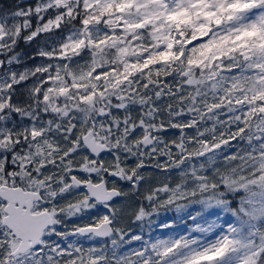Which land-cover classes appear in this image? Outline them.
Segmentation results:
<instances>
[{"label":"snow or ice","instance_id":"snow-or-ice-1","mask_svg":"<svg viewBox=\"0 0 264 264\" xmlns=\"http://www.w3.org/2000/svg\"><path fill=\"white\" fill-rule=\"evenodd\" d=\"M0 264H264V0L0 8Z\"/></svg>","mask_w":264,"mask_h":264},{"label":"trees","instance_id":"trees-1","mask_svg":"<svg viewBox=\"0 0 264 264\" xmlns=\"http://www.w3.org/2000/svg\"><path fill=\"white\" fill-rule=\"evenodd\" d=\"M15 0H0V8H10Z\"/></svg>","mask_w":264,"mask_h":264}]
</instances>
